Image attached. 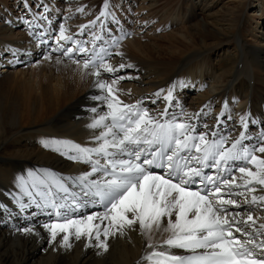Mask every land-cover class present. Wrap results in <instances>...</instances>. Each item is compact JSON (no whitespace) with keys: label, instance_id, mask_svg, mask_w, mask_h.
Returning a JSON list of instances; mask_svg holds the SVG:
<instances>
[{"label":"bare ground","instance_id":"1","mask_svg":"<svg viewBox=\"0 0 264 264\" xmlns=\"http://www.w3.org/2000/svg\"><path fill=\"white\" fill-rule=\"evenodd\" d=\"M158 1L160 0L150 2L157 4ZM172 1L175 0H166L165 4ZM217 1H177L176 7L181 8L188 4L197 6L199 3L198 9L203 14L202 19L196 16L186 23L185 30H175L173 34L179 35L181 39L172 36L169 40L166 38L168 41L163 40L165 42L156 45L140 43L141 41L134 45L133 40H129L124 45L127 44L130 48L125 49L122 45L116 49L114 57L107 64L114 68H119L120 64L125 67L108 78L107 85L111 86L112 80L117 79L113 94L122 104L131 105L136 100H143L152 110L155 107L154 95L160 99L159 104L164 99L159 95V88L173 85L176 75L196 67L199 57H208L222 46L225 47L224 50L232 49V56L218 61L215 59L210 63V68L217 71L219 84L224 83V86L219 85L220 95L233 90L240 97L247 98L246 111L254 113L256 119L264 123V48L253 47L251 42L242 38L243 33L248 32L257 41L260 36L253 35V32L264 23V18H242L243 6L213 12V4ZM71 2L70 6L79 8L87 0L78 4L74 0ZM4 8L7 10L5 12L11 11L10 6ZM6 32V29L0 30L1 40L5 39ZM12 36L15 38L14 35L11 38ZM259 41L264 44V36ZM259 41L256 43L259 44ZM17 45L20 48L26 47L24 51L31 54L32 60L27 66L0 68V199L20 193L21 170L29 175L35 170L44 176H49L50 173L81 176L85 173L84 166L68 163L59 157L55 147L63 138L88 148L100 147L103 142L98 137L106 129L103 125L97 128L90 125L109 110L107 100H102L108 94L107 87L102 90L97 83L98 80L103 82L106 79L102 68L97 77L92 74V69H84L80 64L70 63L55 55L37 56L39 46L26 37H20ZM198 67L201 65L198 64ZM142 69L146 75L152 74L153 78L140 73ZM208 95L209 93H205L198 102ZM171 100L172 97L167 104ZM184 103L190 111L196 109L191 102ZM190 111L183 114V121L190 119ZM243 111L244 109L240 114ZM216 115V109L203 108L198 119L203 122L204 127L211 128L216 122ZM217 122L221 124L222 120L218 119ZM256 156L264 158L259 152H256ZM255 170L253 166L252 171ZM244 193L238 191L237 194ZM247 195L264 196V186L256 187L254 192H247ZM232 200L237 201L241 208L228 206L230 212L241 211L243 214L247 211L256 220V228L264 224V201L257 200L258 207L249 208L243 205L238 196ZM167 219L163 218L165 224ZM172 219L174 220V216ZM45 224L48 223L32 226L21 224L19 228L12 230L2 226L8 225L7 220L0 219V264H151L146 257L153 251L160 250L164 237L168 235L165 233L161 236L155 232L144 235L139 230L130 229L125 230V235H120L115 229H111L106 239L105 251L97 246L95 231L91 238L85 234L77 239L75 229H71L68 233H58L57 242H50L51 233L44 227ZM93 224L101 226L100 239L104 240L102 229L109 225V221L94 219ZM25 227L32 228V233L22 231ZM66 234L69 236L67 244L63 241ZM149 244L156 247L149 248ZM165 249L171 248L164 246Z\"/></svg>","mask_w":264,"mask_h":264},{"label":"snow or ice","instance_id":"2","mask_svg":"<svg viewBox=\"0 0 264 264\" xmlns=\"http://www.w3.org/2000/svg\"><path fill=\"white\" fill-rule=\"evenodd\" d=\"M100 15L106 13L102 11ZM91 23L95 25L96 21ZM64 31L61 26L59 39H71L64 36ZM79 51L87 56L83 47ZM72 52L73 49L68 47L63 49L62 54L69 56ZM103 54H106L105 49L94 50L93 56L84 60L82 67L103 68L107 72H116L125 67L124 64H120L119 68L105 64ZM92 74L100 76L98 70ZM97 83L102 90L107 87L108 94L104 99L107 100L109 112L100 116L90 127L103 125L106 131H102L98 137L103 143L96 149L72 147L80 153L77 159L92 165V172L81 176V181L88 180L94 173L101 174L99 179L89 181V186L104 204L105 212L88 215L81 220L65 218L62 223L45 224L44 227L51 233L50 242H57L58 233H68L71 229H75L77 239L85 234L91 238L95 231L97 246L107 251L106 239L111 229L120 235H125V230L130 229L139 230L144 235L154 232L161 236L168 234L160 250L146 257L151 264H264V239H261L264 237V224L256 228V220L247 211L243 214L241 211L230 212L228 206L240 209L241 205L224 198L225 188L230 196L233 186H241L234 183L236 177L220 179L202 173L200 168L188 167V162L195 159L203 167H215L219 171L222 164L227 166L230 161H241L245 166H238L237 170L242 174L243 186L248 187L249 192H254L255 188L250 185L264 186V158L254 154L259 152L264 156V143L258 140L254 145H244L247 133L241 132L232 147L225 150L224 137L209 140L206 135H200L197 138L191 135L190 124L160 123L136 105L122 104L113 94L117 79L112 80L111 86L101 80ZM165 99H171V90ZM109 118L111 124H104ZM247 120L246 116L241 117V124L245 128ZM261 137H264V133ZM197 139L198 143L195 142ZM193 148L200 153L199 156H181L183 152L191 153ZM93 153L104 158L103 166H100L99 160H91ZM125 156L128 158H123ZM180 160L185 163L180 164ZM247 165H253L256 170H250ZM152 167L167 169V172L154 174L149 171ZM194 177H199L200 183L209 181L212 187L205 185L203 192L190 190L187 185L196 183ZM257 200L264 201V196L252 197L253 202ZM165 217L168 218L166 224L163 220ZM94 219L109 221V225L102 229L104 240L100 239L101 226L93 224ZM22 231L32 233L33 229L25 227ZM68 240L69 236L64 235L65 244ZM164 246L182 249L191 255H176L165 251ZM148 247L156 246L149 244Z\"/></svg>","mask_w":264,"mask_h":264},{"label":"rangeland","instance_id":"3","mask_svg":"<svg viewBox=\"0 0 264 264\" xmlns=\"http://www.w3.org/2000/svg\"><path fill=\"white\" fill-rule=\"evenodd\" d=\"M23 1H24V3H22L21 6L25 4V1L26 0H23ZM81 1L82 0H80L79 2H75V1L74 2L78 4V3H81ZM150 1L151 0H146L144 2V4H146V5L147 4L156 5V3H152ZM17 2L19 3L18 0H0V30L1 29H6L7 32H6V35H5V39L4 38L3 39L4 40H7V41L10 40V42H12V43H17V41L19 42V38L20 37H25V35H23L21 33V31H23V30H21L20 28L17 27V20L13 19V25L14 26L11 28L10 25H7V24H5V23L2 22V18L7 17V16L10 15L9 14L10 12H5L6 9L4 7L8 8L10 6V8L12 10V7H13L14 3H17ZM159 2H162V4L164 5L165 2H166V0H160ZM70 3H72V2L70 1ZM70 3H69V5H70ZM235 6L236 7L243 6V14H242L243 17L242 18H244V19H247L248 18V19L251 20V18L252 19H255V18H258V17L259 18H261V17L264 18V0H218L216 3L213 4L212 11L213 12L214 11H221L222 12V11H225V10L228 11L230 8H233ZM69 8H71V11L77 9L76 7H72V6H70ZM140 8H142V6ZM158 10H161V9H158ZM5 13H7V14H5ZM81 15H83V14H81ZM202 18H203V16H202ZM202 18H198V19H202ZM78 20L79 19H75V21H78ZM15 22H16V25H15ZM249 22H247L246 25H248ZM250 26H251V24H250ZM250 26H249V28H250ZM182 27H183V29H181ZM182 27H179V28L174 29V30L172 29V30H169V31L160 32V34H158V35L157 34L152 35V34L149 33V31H145V32L139 34L140 36H135V37L129 38L127 41H125L124 43H122L121 46L124 45L125 43H127L129 40L135 41V42L132 41V43L134 45L136 44V42H140V41H141L140 43H146V44H150V45H153V44L156 45V44H159V43L161 44L162 42H165L167 39L168 40L171 39L172 36H175L176 38L178 37V39H179L180 36L179 35L178 36L177 35H174L173 33L175 32V30L176 31H178V30H181V31L182 30H185V28L187 27V25L186 26H182ZM256 29H255L254 32L253 31L252 32L254 33L253 35H256L257 37L260 36V38H257V41H259V39H261V37L264 36V23H262L261 25H259V28L257 30ZM243 34L244 35H242V38L245 39L248 43L251 42L250 43L251 46H253V47H256L257 46V47H260V48H264V44H262L263 41H259V44H257L256 43L257 41H254V38H256L255 36H252V37H251V35L249 36V33L248 32H244ZM11 35H14L16 39L13 38V36L11 38ZM163 40H165V41H163ZM26 43L27 42H24V44H26ZM4 44L6 45V43L3 42L2 45H4ZM124 46H125V49L130 48L127 44L124 45ZM211 48L212 47H210V49ZM224 48L225 47H222V46L220 48H216L214 50V52L211 55H209V58H214L216 56H219V57L216 58L217 59L216 61H218V59H221V58H223L225 56L226 57H231L232 56L231 53L233 52V51H231L232 49L227 48L226 50H224ZM228 49H230V50H228ZM226 51H228V52H226ZM220 55H222L223 57H220ZM213 61H215V59L212 60V62ZM212 62H210V63H212ZM210 63H209V66H210ZM1 67H3V66L1 65L0 68ZM219 80H220V78H219ZM213 84H214V82L212 83V85ZM239 104H240V102L237 103V105H239ZM30 165H34V164H30Z\"/></svg>","mask_w":264,"mask_h":264}]
</instances>
